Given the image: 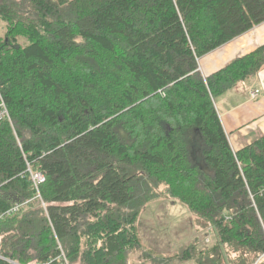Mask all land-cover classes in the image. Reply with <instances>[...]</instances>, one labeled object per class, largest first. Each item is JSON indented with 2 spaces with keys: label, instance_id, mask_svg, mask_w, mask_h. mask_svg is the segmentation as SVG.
I'll return each mask as SVG.
<instances>
[{
  "label": "trees",
  "instance_id": "1",
  "mask_svg": "<svg viewBox=\"0 0 264 264\" xmlns=\"http://www.w3.org/2000/svg\"><path fill=\"white\" fill-rule=\"evenodd\" d=\"M1 21L0 264H127L161 186L218 238L182 259L263 262L264 135L234 151L215 99L264 45L209 76L199 59L263 23L264 0H0Z\"/></svg>",
  "mask_w": 264,
  "mask_h": 264
},
{
  "label": "rangeland",
  "instance_id": "2",
  "mask_svg": "<svg viewBox=\"0 0 264 264\" xmlns=\"http://www.w3.org/2000/svg\"><path fill=\"white\" fill-rule=\"evenodd\" d=\"M2 26L1 21V32ZM164 190L165 187L161 186V195L145 205L139 214L137 228L141 245L118 260H125L127 264H198L196 259H182V253L191 251L192 245V250L201 256V252L205 254L215 246L218 240L215 231L210 227H201L200 222L203 224L204 221L177 199L166 195ZM234 255L233 251L226 250L227 261ZM64 260L62 262L65 263ZM70 264L85 263L82 256H78Z\"/></svg>",
  "mask_w": 264,
  "mask_h": 264
},
{
  "label": "crops",
  "instance_id": "3",
  "mask_svg": "<svg viewBox=\"0 0 264 264\" xmlns=\"http://www.w3.org/2000/svg\"><path fill=\"white\" fill-rule=\"evenodd\" d=\"M264 45V22L199 59L200 70L209 76L237 58ZM259 90L257 97L252 92ZM215 104L234 151L264 135V66L248 82L243 81L216 97Z\"/></svg>",
  "mask_w": 264,
  "mask_h": 264
},
{
  "label": "built area",
  "instance_id": "4",
  "mask_svg": "<svg viewBox=\"0 0 264 264\" xmlns=\"http://www.w3.org/2000/svg\"><path fill=\"white\" fill-rule=\"evenodd\" d=\"M260 91L259 90H255L254 92H252V96L255 98L259 95ZM5 120H9L11 121V116H10V112L9 109L7 107L6 101L4 99L3 94L0 91V123L5 121ZM30 171V175L32 178V181L34 183V187L36 189L37 192V197H39L41 199V191H40V186L45 183L46 181V177L43 173L41 172H33L29 169ZM15 210H17V208H15ZM263 256H261V258H263ZM260 258V259H261ZM61 259L65 261V264H69L68 261L66 260L65 254L63 252ZM51 264V263H49Z\"/></svg>",
  "mask_w": 264,
  "mask_h": 264
},
{
  "label": "water",
  "instance_id": "5",
  "mask_svg": "<svg viewBox=\"0 0 264 264\" xmlns=\"http://www.w3.org/2000/svg\"><path fill=\"white\" fill-rule=\"evenodd\" d=\"M256 264H257V262H256Z\"/></svg>",
  "mask_w": 264,
  "mask_h": 264
}]
</instances>
